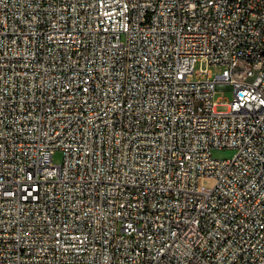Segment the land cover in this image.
<instances>
[{
  "label": "built area",
  "instance_id": "1",
  "mask_svg": "<svg viewBox=\"0 0 264 264\" xmlns=\"http://www.w3.org/2000/svg\"><path fill=\"white\" fill-rule=\"evenodd\" d=\"M0 264H264V0H0Z\"/></svg>",
  "mask_w": 264,
  "mask_h": 264
},
{
  "label": "rangeland",
  "instance_id": "2",
  "mask_svg": "<svg viewBox=\"0 0 264 264\" xmlns=\"http://www.w3.org/2000/svg\"><path fill=\"white\" fill-rule=\"evenodd\" d=\"M198 68V66H196V69ZM233 98V93L232 91H216L214 94V101H218V100H224L226 102H230ZM219 111H224L226 110V107L224 106H219L218 107ZM222 155H227L228 153H221ZM62 161V153L60 151H56L53 155V162L55 164H58Z\"/></svg>",
  "mask_w": 264,
  "mask_h": 264
},
{
  "label": "bare ground",
  "instance_id": "3",
  "mask_svg": "<svg viewBox=\"0 0 264 264\" xmlns=\"http://www.w3.org/2000/svg\"><path fill=\"white\" fill-rule=\"evenodd\" d=\"M236 4H243V0H236Z\"/></svg>",
  "mask_w": 264,
  "mask_h": 264
}]
</instances>
